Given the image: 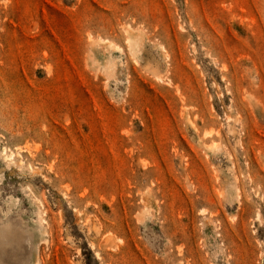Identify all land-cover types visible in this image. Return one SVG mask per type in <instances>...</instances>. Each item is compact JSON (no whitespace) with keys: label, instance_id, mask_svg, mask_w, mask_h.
Wrapping results in <instances>:
<instances>
[{"label":"rangeland","instance_id":"374dc122","mask_svg":"<svg viewBox=\"0 0 264 264\" xmlns=\"http://www.w3.org/2000/svg\"><path fill=\"white\" fill-rule=\"evenodd\" d=\"M0 264H264V0H0Z\"/></svg>","mask_w":264,"mask_h":264},{"label":"bare ground","instance_id":"6f19581e","mask_svg":"<svg viewBox=\"0 0 264 264\" xmlns=\"http://www.w3.org/2000/svg\"><path fill=\"white\" fill-rule=\"evenodd\" d=\"M12 155L14 156V154H13V153L11 154V156H12ZM13 156H12V157H13ZM7 157H8V156H7ZM9 159H11V158H9ZM12 159H13V158H12Z\"/></svg>","mask_w":264,"mask_h":264}]
</instances>
